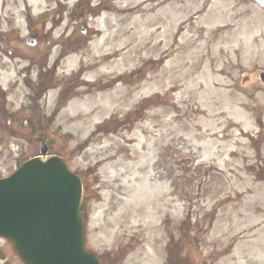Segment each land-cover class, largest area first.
I'll return each instance as SVG.
<instances>
[{
	"label": "rangeland",
	"instance_id": "rangeland-1",
	"mask_svg": "<svg viewBox=\"0 0 264 264\" xmlns=\"http://www.w3.org/2000/svg\"><path fill=\"white\" fill-rule=\"evenodd\" d=\"M29 27L33 46L7 38ZM0 34V177L44 138L101 264H264V94L228 89L264 69V8L0 0ZM0 264H23L1 238Z\"/></svg>",
	"mask_w": 264,
	"mask_h": 264
},
{
	"label": "water",
	"instance_id": "water-1",
	"mask_svg": "<svg viewBox=\"0 0 264 264\" xmlns=\"http://www.w3.org/2000/svg\"><path fill=\"white\" fill-rule=\"evenodd\" d=\"M257 76L264 85V72ZM46 152L0 179V236L26 264H100L85 249L81 180Z\"/></svg>",
	"mask_w": 264,
	"mask_h": 264
},
{
	"label": "flooded vegetation",
	"instance_id": "flooded-vegetation-1",
	"mask_svg": "<svg viewBox=\"0 0 264 264\" xmlns=\"http://www.w3.org/2000/svg\"><path fill=\"white\" fill-rule=\"evenodd\" d=\"M159 29H160V28L158 27L157 30L159 31ZM232 84L235 85L236 87L238 86V83H236V82H233ZM263 177H264V176H263Z\"/></svg>",
	"mask_w": 264,
	"mask_h": 264
}]
</instances>
